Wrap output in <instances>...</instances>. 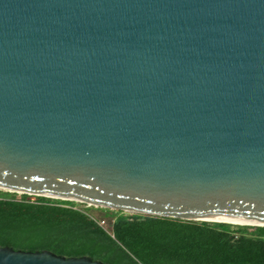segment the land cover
Returning <instances> with one entry per match:
<instances>
[{
	"label": "water",
	"instance_id": "1",
	"mask_svg": "<svg viewBox=\"0 0 264 264\" xmlns=\"http://www.w3.org/2000/svg\"><path fill=\"white\" fill-rule=\"evenodd\" d=\"M0 189L264 226V0H0Z\"/></svg>",
	"mask_w": 264,
	"mask_h": 264
},
{
	"label": "trees",
	"instance_id": "2",
	"mask_svg": "<svg viewBox=\"0 0 264 264\" xmlns=\"http://www.w3.org/2000/svg\"><path fill=\"white\" fill-rule=\"evenodd\" d=\"M15 195L0 190V246L108 264H264V226L101 207L94 208L101 215L92 216L77 201Z\"/></svg>",
	"mask_w": 264,
	"mask_h": 264
},
{
	"label": "bare ground",
	"instance_id": "3",
	"mask_svg": "<svg viewBox=\"0 0 264 264\" xmlns=\"http://www.w3.org/2000/svg\"><path fill=\"white\" fill-rule=\"evenodd\" d=\"M63 200H73V201H77V202H79V200L78 199H74V198H67V197H61ZM208 220H223V221H227V222H230V223H233V224H235V223H251L250 221H240V220H235V219H228V218H211V219H209L208 218Z\"/></svg>",
	"mask_w": 264,
	"mask_h": 264
},
{
	"label": "rangeland",
	"instance_id": "4",
	"mask_svg": "<svg viewBox=\"0 0 264 264\" xmlns=\"http://www.w3.org/2000/svg\"><path fill=\"white\" fill-rule=\"evenodd\" d=\"M1 190V189H0ZM1 191H4V190H1ZM19 194L20 193H16V197H18L19 196ZM77 203H79V202H77ZM77 205V204H76ZM77 206H80V207H83L82 206V204L80 205V204H78ZM85 207H86V209H87V212L90 214V215H92V216H97V215H101V212L100 211H98L97 209H94L95 207L94 206H92V207H88V205H84ZM84 207V208H85ZM124 213H128V212H124ZM129 214V213H128ZM198 221V220H197ZM230 224H233V223H230ZM106 229H109V228H107V227H105Z\"/></svg>",
	"mask_w": 264,
	"mask_h": 264
},
{
	"label": "built area",
	"instance_id": "5",
	"mask_svg": "<svg viewBox=\"0 0 264 264\" xmlns=\"http://www.w3.org/2000/svg\"><path fill=\"white\" fill-rule=\"evenodd\" d=\"M70 201V200H69ZM73 202H75V201H73ZM79 203H82V202H79ZM83 204H85V203H83ZM85 205H88V204H85ZM88 206H91V205H88ZM99 224H102L103 222H102V220H98L97 221Z\"/></svg>",
	"mask_w": 264,
	"mask_h": 264
}]
</instances>
